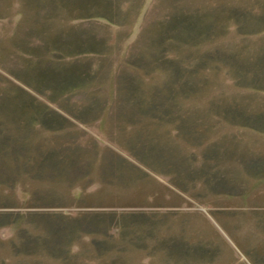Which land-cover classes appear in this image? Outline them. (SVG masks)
Instances as JSON below:
<instances>
[{"label":"rangeland","instance_id":"obj_1","mask_svg":"<svg viewBox=\"0 0 264 264\" xmlns=\"http://www.w3.org/2000/svg\"><path fill=\"white\" fill-rule=\"evenodd\" d=\"M0 264H264V0H0Z\"/></svg>","mask_w":264,"mask_h":264}]
</instances>
